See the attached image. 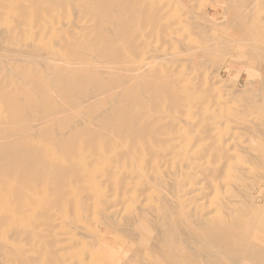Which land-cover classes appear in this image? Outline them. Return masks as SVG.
<instances>
[{"label":"bare ground","instance_id":"6f19581e","mask_svg":"<svg viewBox=\"0 0 264 264\" xmlns=\"http://www.w3.org/2000/svg\"><path fill=\"white\" fill-rule=\"evenodd\" d=\"M236 15L251 34V15ZM190 24L160 0H0V264H264L263 187L207 201L182 190L180 167L170 181L151 173L154 147L196 150L177 115L190 109L182 84L222 52L192 44L179 32ZM242 129L256 138L244 172L262 176L264 128ZM216 151L210 182L230 171L228 149Z\"/></svg>","mask_w":264,"mask_h":264},{"label":"rangeland","instance_id":"374dc122","mask_svg":"<svg viewBox=\"0 0 264 264\" xmlns=\"http://www.w3.org/2000/svg\"><path fill=\"white\" fill-rule=\"evenodd\" d=\"M224 1L225 0H189L187 2L189 3V7H191V9H189L188 6H185V7H183V9H181L182 12L184 11L183 13L181 12L182 13L181 14L178 11L182 7H179V6L177 7V10H176L177 12L176 11L173 12L174 5L177 4L176 1H174V0H160V2H163V4H164V9L166 11L168 9V11H170L172 14L174 13L175 18H179V19L184 18V20L186 18L193 19V23H194L196 28L194 26L192 27V25L190 24V25H185L184 28L181 29L183 31L179 30V32H181V34L184 35L185 37L189 38V40L190 39L193 41L196 40L194 42H192L190 40L192 44L198 45L199 47L200 46L206 47L207 49L208 48L212 49V46H214V48H215L216 46L214 44H216L217 47H219V49L222 50V52L220 53L219 61H218L217 65H215V66L213 65V66H209V67H197L196 70L192 71L193 72V74H191L192 79L188 80V82L185 81L182 84L183 85V89H182L183 94L186 95V102L190 105V107H189L190 109L189 110L186 109V110L181 112L183 114L180 113L181 115H179V113H178L177 115L182 122L185 121L188 123H192L193 127H195L187 135V137L185 138V141L191 140L192 142H196V145H197L196 150H193L192 154L190 152L188 157H186V156L183 157V155H180L177 153L167 154L163 157L162 154L164 152L165 153L169 152L168 149L165 148L166 146L164 147V145H163L160 147V149H159V147H154L155 151L158 152L156 158H157V163L159 164V168L157 170L151 171V173L159 172L164 177V179L166 181H170L172 178L171 177L172 173L176 172L180 167L181 168L180 173L182 174V177H184V179L187 177L183 183L182 190H184V192H186L188 194L197 193L201 190L207 191L208 195L206 198H209L208 200L206 199L207 201H210L211 199H215V198L223 195L225 192H228L230 190H237V191H240L242 193H246V192H250V191H254V190L258 189L259 188L258 186L264 188V175L259 176L256 173L255 169L251 173H245L244 172V169L247 168V165L249 167H251L249 165L248 160H247L248 147H249V144L252 142L255 144L256 138L252 137L249 132L242 129V125L247 123L248 121L257 123L262 128H264V104H263L264 103V84H263L264 78L260 77V76H263V74H264V72L262 71V70H264V65H263V60H264V58H263L264 57V46H263L264 45V11H263L264 10V0H263V2H262V0H249V1L248 0H242V1L241 0H228V1H230V4L228 1H227V4ZM232 1H233V3H231ZM236 1H237V3H236ZM192 2H194V3H192ZM254 3H255V5H253L254 6V9H253L252 8L253 6H251V5ZM259 3H261L262 5ZM258 5H259V7H258ZM204 6H205V8H204ZM244 6H245V8H244ZM187 9H189L190 11ZM247 9H248V11H247ZM185 10H187V11H185ZM240 11H245L246 13L251 15V16H249L250 19L247 18V25H248V27H250L252 29L253 34L252 33L248 34V33H245L243 31H240V30L234 28V24H232V23H235L237 21V15L235 16V14L240 13ZM256 12H257V14H256ZM254 24H255V26H254ZM230 25L233 28L230 27ZM251 25H253V26H251ZM225 28H227V29L225 30ZM220 30H221L220 33L223 36L221 34L219 35ZM198 31H199V33H198ZM225 32H227V34ZM185 33L187 35H185ZM189 34H190V36H189ZM231 37H233V38H231ZM198 38L201 40H199ZM211 38L213 40H210ZM218 38H219V40H218ZM238 38L239 39L241 38V42ZM234 39H235V41H234ZM216 40L219 42V44ZM212 41L213 42L215 41V42L213 43ZM250 41H252V42L254 41V43H252ZM229 42L230 43L232 42V43L229 45L228 44ZM236 42H238V43H236ZM262 42H263V45H261ZM220 44H222V45L226 44L225 48H223L224 46H222ZM254 44L258 47L262 46L261 48L263 49V52L261 53V57H259L260 55H258V57H257V55H253L252 53H247L245 51V48L247 46H249V45L254 46ZM227 47H228V51H230V52L227 51ZM146 58H147V56H146ZM221 59H222V62H221ZM258 59H261V60H258ZM259 61H261V62H259ZM253 62H254V64H253ZM255 62H257L258 64H256ZM260 63H261V65H260ZM258 65H260V66H258ZM254 67H257V68H254ZM256 69L260 70V72ZM260 87H263V88H260ZM188 88L189 89L191 88L190 91ZM208 90L210 93L213 92L211 94V97H210V93L208 92ZM252 90H254V91H252ZM188 92H191L192 94L191 93L188 94ZM193 92L195 93V95L196 94H198V95L203 94V96L202 95H200L201 97L198 95L195 96ZM196 92H198V93H196ZM224 95H225V97H224ZM215 98H216V101H215ZM223 98H225V99H223ZM192 99H193V101H192ZM226 100L227 101L230 100V101L227 102ZM194 101H195V103H194ZM221 102H223V103H221ZM213 103H214V105H213ZM258 103H260L261 106H260V104L257 105ZM215 104L220 105V107L222 104L223 108L222 107L219 108V106H216ZM215 106H216V108H215ZM225 107H227V108H225ZM245 109H247V110L245 111ZM205 110H206V112H205ZM234 110L237 111L238 113L237 112L235 113ZM189 113H190V115H189ZM250 113H251V115H250ZM229 115H230V117H229ZM225 116H227V117H225ZM237 118H239L238 119L239 123L237 122ZM201 126H203V127H201ZM209 130L210 131L212 130V132H214V133L210 134ZM200 137L203 139H209L210 138L211 141L208 140V142L206 141L207 142L206 143L205 141L202 140L203 142L201 141V143L200 142L198 143V141H199L198 139ZM187 138H188V140H187ZM217 138H218V140H217ZM198 144H200V145H198ZM219 146H222V147H225L228 149L229 159L227 160V163H229L228 167H229L230 171L228 170L225 175H222V177H219L220 179L218 178L217 180H213L210 182L211 179L210 178L206 179L205 175L202 173V169L211 168V167H214L216 164H218L219 160H218L217 155H216V152H217L216 147H219ZM204 147L211 148L210 150L207 151V154H201L202 153L201 150ZM197 151H199V153H196ZM236 154H237V156H236ZM174 155H176V158L174 157ZM209 155H210V157H209ZM238 155H240V156H238ZM171 156H173L174 158ZM166 157H168V158H166ZM201 157H202V159H201ZM239 157H242L241 160ZM146 158L149 159V165H151L153 162L152 159H154V156L151 157L150 155H147ZM169 158H172L174 160L169 159ZM233 159L235 160V163L233 162ZM202 160H204V161L202 162ZM239 160L242 161L243 163H241ZM175 162H176V164H175ZM173 163L175 165V168H174ZM168 165L170 167H168ZM188 168H189V170H188ZM231 171H233V172H231ZM149 172H150V170H149ZM165 177H167V178H165ZM204 177H205V179H204ZM226 178L228 180H226ZM221 180L223 183H221ZM189 182H191L193 184L190 185ZM196 182H198V183L195 185ZM217 183H218V185H217ZM188 184H189V186H187ZM213 184H214V186H213ZM240 184H241V186H240ZM257 184H258V186H257ZM198 185L201 186L202 189ZM225 185H229V187L226 186L227 187V189H226ZM215 186H216V188H215ZM183 188H187V190L183 189ZM217 189H219V190H217ZM224 189H226L227 191H225ZM192 190H193V192H192ZM215 191H217V193ZM218 191H219V194H218ZM166 192L168 193V190ZM168 196H170V194Z\"/></svg>","mask_w":264,"mask_h":264}]
</instances>
